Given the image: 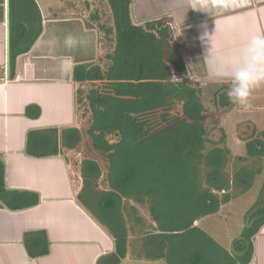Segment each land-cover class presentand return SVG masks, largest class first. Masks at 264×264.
<instances>
[{
	"label": "trees",
	"instance_id": "trees-1",
	"mask_svg": "<svg viewBox=\"0 0 264 264\" xmlns=\"http://www.w3.org/2000/svg\"><path fill=\"white\" fill-rule=\"evenodd\" d=\"M132 2L108 0L112 26L99 24L98 27L104 30L105 35L112 34V47L107 50L99 48L93 60L73 65L75 125L61 130H29L25 138V152L33 156L60 153L80 170L82 188L76 194L77 200L105 227L114 243V250L99 257L95 264H118L127 253L130 230L142 239L137 250H131L129 246V250L138 257L149 260L163 258L173 238L187 235L192 239L186 242L183 238L178 240L193 246L180 255H185L190 264H203L205 253L213 252V247L205 251L201 237L204 235L211 246H216L217 242L200 230L195 222L207 213L217 211L220 203L235 197L236 193L231 192L232 185L241 188L239 193L249 189L251 181L245 185L237 181L239 177L252 179L262 173L264 132L250 121H243L238 126L237 135L244 142L245 152L232 156L223 128L218 125L216 130L220 134L217 137L214 133L210 134L207 121L211 110L202 103L205 79H197L191 73L183 38L176 32L171 17L161 15L136 22L131 14ZM9 7L11 15H15V20L9 21L12 29L9 49L14 59L29 50L41 32L42 22L34 0H9ZM86 25L89 27L88 23ZM209 81L222 83V87L212 94L216 113L221 114L238 106L231 103L226 95L230 80ZM83 119L87 122L84 131L80 127ZM110 134L113 135L109 139L107 135ZM84 135L92 148L104 156L107 163L105 171L101 172L98 162L93 159L78 161L74 156L70 160V153L76 152ZM159 148L163 149L160 151L162 156L168 154V162L182 177V187L195 193V196L187 194L191 202L186 200V206L191 205L189 208H165V202L161 200V182L148 174L147 169L138 173L129 165L126 167L130 157ZM216 152L222 157L214 156ZM248 159L249 163L246 162ZM221 161H225V167L231 172V183L235 182L232 185L229 181L225 182L222 188L215 182L220 174L218 166ZM114 164L115 179L111 178ZM3 168L0 158V199L4 200L12 191L4 188ZM69 169L72 171V167ZM100 181H103L106 187L103 191L108 195L101 197L99 205H96L107 211L115 208L114 216L109 215L112 220L115 217V222L110 218H100L96 209L82 196L85 190L97 188ZM143 181H150V184L132 189L134 184ZM263 190L264 179L258 198L243 214L244 223L239 235L231 241L229 252L225 251L228 262L222 264L251 262L254 237L264 225ZM37 200V195H34L33 200L22 206L32 205ZM125 200L129 203V214L133 213L132 226H128L127 216L123 215ZM136 204L147 206L152 222L145 224L142 221ZM31 235L29 232L23 235L27 253L31 256L47 253L45 233L41 234V244L39 241L36 244L31 242ZM221 250L223 248L220 247Z\"/></svg>",
	"mask_w": 264,
	"mask_h": 264
},
{
	"label": "crops",
	"instance_id": "crops-1",
	"mask_svg": "<svg viewBox=\"0 0 264 264\" xmlns=\"http://www.w3.org/2000/svg\"><path fill=\"white\" fill-rule=\"evenodd\" d=\"M34 2L41 32L28 51L12 59L9 21L15 15L9 0H0V158L4 188L12 191L0 199V264H95L114 250V243L77 200L81 187L75 173L80 170L60 153H26L25 138L29 130L75 125L72 68L95 58L98 31L80 17L57 16L59 0ZM173 17L191 73L200 80H229L250 36L264 34V0H182ZM250 105L232 110H264V86L253 91ZM34 195L36 203L22 206ZM25 232L32 233L35 244H41L44 232L47 253L29 255ZM126 258L143 259L130 250L121 261ZM178 258L177 264H190L185 255ZM249 264H264V225L254 237Z\"/></svg>",
	"mask_w": 264,
	"mask_h": 264
},
{
	"label": "rangeland",
	"instance_id": "rangeland-1",
	"mask_svg": "<svg viewBox=\"0 0 264 264\" xmlns=\"http://www.w3.org/2000/svg\"><path fill=\"white\" fill-rule=\"evenodd\" d=\"M182 2V0H133L131 4V11L132 16L134 20H142L145 18H152V17H158L160 15H168L173 17V13H176V11L179 9V4ZM56 15L57 16H76L80 17L83 20H85L86 23L89 24V26L94 27L97 29L98 33V46L100 49H106L112 47V34L110 36L105 35L103 29H99V24H103L105 27L112 26V13L110 6L108 4V0H59V4L56 6ZM134 11V12H133ZM138 14V18H137ZM97 15V16H95ZM96 18H95V17ZM173 25H176V28H178L179 25H177V21H172ZM181 28V27H180ZM210 79H205V82L203 83V93H202V103L203 105L211 110V116L208 118L207 121V127L210 130V134L214 133L217 136H219V132L216 130L218 125H220L223 128V131L226 135V144L227 147L230 149L231 155H241L245 152L244 142L243 140L238 137V126L243 121L248 120L250 121L258 130L264 132V126L263 128H259L258 122L262 123L264 125V110H257L252 109H236V110H229L226 112H223L221 114L216 113L215 109L216 106L212 104V94L217 88L222 87V83H213L209 81ZM230 83V82H229ZM229 83H224L229 84ZM87 126V122L82 120V124H80L81 129L84 131ZM113 134L107 135L109 139L112 137ZM161 150L163 149H150L147 151H144L140 155H134L133 158H129L128 165L134 170H137V172H144L145 169H147L148 174L153 178H157L161 182V200H164L165 202V208L172 207L173 209L178 206L184 208H189L190 206H186L187 201L190 202V197L187 196V194L191 193V195L195 196V193L190 191L189 189L183 188L184 181L181 182L180 178H182L179 175V172L173 168V165L168 162L170 159L167 155L161 154ZM70 160L74 159V156L78 161L83 160L84 158L93 159L98 162L100 166V171H105L107 167L106 160L104 156L101 153L96 152L90 142L88 137L84 135L81 143L77 147L76 152H72ZM214 156L221 158L222 156L219 155L218 152L213 153ZM115 162V159H114ZM222 162V161H221ZM247 163L250 162L248 159L246 161ZM85 164V163H84ZM225 161H223L219 166L220 174L217 175L215 182L219 184L222 187L225 186V182L228 181L231 183L232 175L231 172L228 171V169L225 167ZM80 166V164H79ZM123 168V166H122ZM217 168V169H218ZM263 168H264V157H263ZM114 173L111 175V178L115 179V164L113 166ZM189 176V175H188ZM77 180V183L80 184V187L82 188V177L80 173L77 171L75 173V179ZM189 178V177H188ZM264 179V169L262 173L255 175L252 179L242 176L237 179L238 182H241L245 185L249 184V189L246 191L239 193L241 190L240 187L232 185V183H235L232 181L231 185L233 186L231 189V192L236 193V196L227 201L226 203H220L218 205V209L215 212H209L198 221L195 222V224L199 227L200 230H203L206 234L211 236L216 243V246H211V242L209 240L205 239V236L201 235V239L204 244V249L207 251L208 249H212L213 252L209 253L207 251L205 253L203 264H222L228 262L226 258V252H229L231 247V241L236 238L243 226L244 219L243 214L246 212L247 209L250 208V206L254 203V201L258 198V194L260 191L261 184ZM101 182V181H100ZM213 182V181H211ZM237 183V182H236ZM150 184V181H143L140 184H134L132 189L145 187ZM244 185V186H245ZM243 187V185H242ZM105 185L103 181L100 185L97 186L95 189L91 190H85L82 193V196H84L85 200L91 204V206L96 209V212L98 213V216L100 218L109 219V215L114 216L115 208L107 210H102L101 206H97L99 204L98 201L101 200V197L107 196L108 194H105L104 190ZM160 188V189H161ZM191 186V190H192ZM216 191V190H215ZM262 197L264 196V190L262 191ZM218 196L220 195L219 191H217ZM193 196V197H194ZM192 197V198H193ZM123 215L127 216V222L128 226L133 225V213L129 214V203L128 200L123 201ZM217 203V202H215ZM97 204V205H96ZM191 204V202H190ZM162 205V204H161ZM217 205V204H216ZM137 208V214L140 216L142 221L145 222V224H148L152 222V219L150 217L148 208L146 205L136 204ZM163 206V205H162ZM213 206V205H210ZM209 206V207H210ZM211 209L213 207H210ZM172 209L170 208L169 211ZM131 211V210H130ZM94 217V216H93ZM96 219V218H95ZM111 219V218H110ZM112 220V219H111ZM115 222V217L112 220ZM146 226V225H145ZM143 226V228L145 227ZM133 231L130 230V236L129 237V246L134 250H137L138 244L141 243L142 239L141 237L137 236V234H133ZM199 235V234H198ZM194 237V236H193ZM200 237V236H199ZM181 238L185 239L183 241L186 242V240L192 239L191 236H184L180 237L178 239L181 240ZM187 238V239H186ZM197 238V237H196ZM173 238L171 241V244L167 246L166 249V255L163 258L155 259V260H147V259H128L126 258L124 261H120L118 264H177L180 257V253L187 252L192 246H189V244L181 243L178 239ZM200 239V238H199ZM205 239V241L203 240ZM178 240V241H177ZM198 240V239H196ZM213 245V244H212ZM129 246H127V250H129ZM209 247V248H208ZM220 247L223 248V250L220 251ZM140 248V247H139ZM141 250V249H140ZM138 249V251H140ZM130 254V253H128Z\"/></svg>",
	"mask_w": 264,
	"mask_h": 264
},
{
	"label": "clouds",
	"instance_id": "clouds-1",
	"mask_svg": "<svg viewBox=\"0 0 264 264\" xmlns=\"http://www.w3.org/2000/svg\"><path fill=\"white\" fill-rule=\"evenodd\" d=\"M207 35V33H205ZM228 100L244 108L251 107L255 89L264 86V34H253L239 52L238 62L229 75Z\"/></svg>",
	"mask_w": 264,
	"mask_h": 264
}]
</instances>
